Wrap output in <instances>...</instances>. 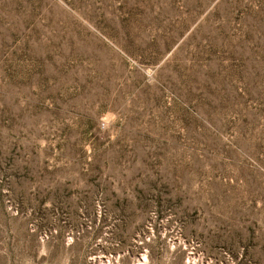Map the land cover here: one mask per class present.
<instances>
[{"label":"rangeland","instance_id":"1","mask_svg":"<svg viewBox=\"0 0 264 264\" xmlns=\"http://www.w3.org/2000/svg\"><path fill=\"white\" fill-rule=\"evenodd\" d=\"M0 264H264V0H0Z\"/></svg>","mask_w":264,"mask_h":264}]
</instances>
